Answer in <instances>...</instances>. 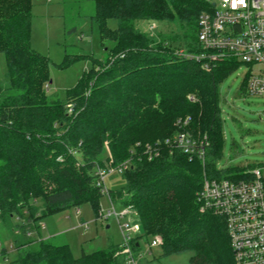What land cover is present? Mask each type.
<instances>
[{"label":"trees","instance_id":"trees-1","mask_svg":"<svg viewBox=\"0 0 264 264\" xmlns=\"http://www.w3.org/2000/svg\"><path fill=\"white\" fill-rule=\"evenodd\" d=\"M91 1L90 21L110 47L102 46L101 59L74 57L90 58L91 69L63 100L49 102V60L29 45L32 0H0V219L19 218L9 228L19 264H124L117 246L74 258L67 245L38 239L37 225L83 203L96 210L104 194L98 171L122 164L125 185L107 196L138 218L134 257L138 239L150 236L160 238L162 254L192 253L190 264H234L224 219L202 212L198 194L203 177L241 180L254 169L215 165L222 144L216 88L239 63L187 56L200 53L197 20L207 0ZM139 22L155 28L141 30ZM177 121H187L194 138L207 137L204 163L164 144Z\"/></svg>","mask_w":264,"mask_h":264},{"label":"rangeland","instance_id":"rangeland-1","mask_svg":"<svg viewBox=\"0 0 264 264\" xmlns=\"http://www.w3.org/2000/svg\"><path fill=\"white\" fill-rule=\"evenodd\" d=\"M92 11L91 0H32L29 45L31 50L49 60V84L45 88L49 102L63 100L66 91L91 69L90 58L74 60V57L91 55L100 58L102 46L110 47L108 41L100 43L89 18ZM116 25L114 19L107 21L111 29ZM138 26L151 32L147 23L139 22ZM248 72L249 67L239 63L217 84L222 144L215 165L217 169H258L264 177V97L242 92ZM4 75V57L0 54V81ZM101 172L105 189L114 190L125 185L117 171L101 169ZM109 211L118 216L124 211L127 214L117 219L113 215L107 216ZM18 223L17 216H12L8 222L0 219V264H19L21 252L12 245L9 231L11 227L15 230ZM37 225L42 238L67 245L74 258L111 246L121 248L126 234L132 239L142 235L135 212L110 201L107 193L99 197L96 210L89 203H83L78 209L72 207L42 218ZM133 227L137 230L132 231ZM152 240L150 236L146 240L143 237L138 239V257L132 254L135 264H190L192 253L165 255L159 246L149 248ZM35 247L31 245L27 249L34 250Z\"/></svg>","mask_w":264,"mask_h":264},{"label":"built area","instance_id":"built-area-1","mask_svg":"<svg viewBox=\"0 0 264 264\" xmlns=\"http://www.w3.org/2000/svg\"><path fill=\"white\" fill-rule=\"evenodd\" d=\"M207 3L208 10L197 20L200 53L187 56L208 63L235 60L248 66L247 93L264 97V0H207ZM154 28V24L149 25L150 31ZM186 124L187 121H177L178 132L164 144L204 163L208 139L194 138L185 129ZM154 148L145 146L150 158L158 154ZM125 169L122 164L108 170L121 173ZM98 176L102 184L101 170ZM102 192L107 193V189L103 187ZM198 202L202 212L224 219L234 264H264V177L260 170L249 171L248 177L241 180L203 177ZM125 214L127 211L120 216L109 211L107 216L120 219ZM125 228L128 229L126 225ZM136 230L137 227L132 228ZM131 239L127 234L123 236L121 253L127 264L136 262L129 247ZM160 245V238L154 237L149 248Z\"/></svg>","mask_w":264,"mask_h":264},{"label":"crops","instance_id":"crops-1","mask_svg":"<svg viewBox=\"0 0 264 264\" xmlns=\"http://www.w3.org/2000/svg\"><path fill=\"white\" fill-rule=\"evenodd\" d=\"M114 190H116V189H114ZM40 234H41V231H40ZM38 239H49V238H47V237L46 238H42L41 235H40Z\"/></svg>","mask_w":264,"mask_h":264}]
</instances>
